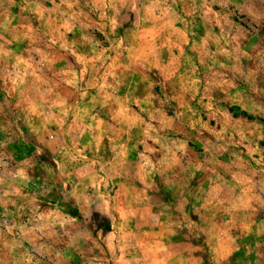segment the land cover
Segmentation results:
<instances>
[{"label": "rangeland", "instance_id": "1", "mask_svg": "<svg viewBox=\"0 0 264 264\" xmlns=\"http://www.w3.org/2000/svg\"><path fill=\"white\" fill-rule=\"evenodd\" d=\"M0 264H264V0H0Z\"/></svg>", "mask_w": 264, "mask_h": 264}]
</instances>
